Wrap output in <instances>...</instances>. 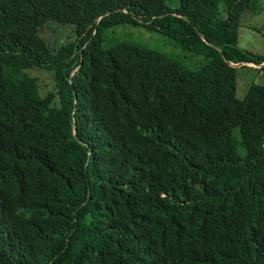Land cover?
Masks as SVG:
<instances>
[{"label": "trees", "instance_id": "trees-1", "mask_svg": "<svg viewBox=\"0 0 264 264\" xmlns=\"http://www.w3.org/2000/svg\"><path fill=\"white\" fill-rule=\"evenodd\" d=\"M168 1L0 0V264H264V84L236 98L235 66L264 69L238 46L259 0ZM59 21L72 51L2 38ZM120 24L209 61L110 43Z\"/></svg>", "mask_w": 264, "mask_h": 264}, {"label": "rangeland", "instance_id": "rangeland-1", "mask_svg": "<svg viewBox=\"0 0 264 264\" xmlns=\"http://www.w3.org/2000/svg\"><path fill=\"white\" fill-rule=\"evenodd\" d=\"M167 4L173 7L177 5V1L171 0ZM258 5L256 9L248 8L243 12L241 25L238 29V46L253 53H261L264 47V0H259ZM64 18L67 16H63ZM75 22L81 26L77 21ZM75 29V25L69 22H48L37 36L19 37L6 34L2 38L20 40L32 48L41 59H45L49 57L48 48L53 49L61 45L69 51L74 50ZM109 31L111 34L107 39H110V43L112 39H119L146 46L178 60L188 69L199 70L209 61V57L184 50L175 40L146 27L120 24L113 26ZM240 65L245 66L240 67ZM240 65L236 69V98L238 99L245 96L251 84H264V69L260 68L261 65L253 63ZM32 74L39 76L43 92L53 89L52 80L48 74L38 71H33Z\"/></svg>", "mask_w": 264, "mask_h": 264}, {"label": "water", "instance_id": "water-1", "mask_svg": "<svg viewBox=\"0 0 264 264\" xmlns=\"http://www.w3.org/2000/svg\"><path fill=\"white\" fill-rule=\"evenodd\" d=\"M244 64H246V63H244ZM235 66H238V64H236Z\"/></svg>", "mask_w": 264, "mask_h": 264}]
</instances>
